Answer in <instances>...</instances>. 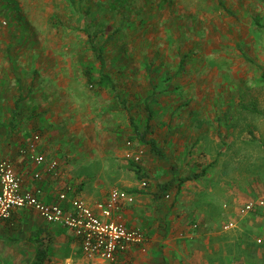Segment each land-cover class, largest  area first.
<instances>
[{
  "label": "rangeland",
  "instance_id": "374dc122",
  "mask_svg": "<svg viewBox=\"0 0 264 264\" xmlns=\"http://www.w3.org/2000/svg\"><path fill=\"white\" fill-rule=\"evenodd\" d=\"M19 8L0 15L13 30L9 41L25 46L28 59L49 61L41 79L54 94L76 102L95 133L98 122L124 125L118 166L128 190L168 204L156 217L152 204L145 210L149 220L136 227L148 239V223L189 201L182 194L192 187L214 193L204 202L222 225L240 218L245 199L264 200V0H24L25 13ZM101 72L112 88L99 86ZM134 123L162 154L138 138ZM197 200L189 206L203 207ZM249 213L243 217L264 229V205ZM140 250L146 255L148 245Z\"/></svg>",
  "mask_w": 264,
  "mask_h": 264
},
{
  "label": "crops",
  "instance_id": "0c3cea01",
  "mask_svg": "<svg viewBox=\"0 0 264 264\" xmlns=\"http://www.w3.org/2000/svg\"><path fill=\"white\" fill-rule=\"evenodd\" d=\"M23 2L0 0V15H5L13 6L17 9L22 6L20 11L25 13ZM6 27L0 35V152L13 161L22 177V189L42 188V198L46 202L57 198L59 191L67 190L68 196L80 195L94 204L105 199L117 187L135 196L133 203L124 205L116 214L127 225L146 224V218H149L144 215H151L145 211L150 209V204L156 207V210L153 209L154 217L158 210L165 214L167 203L152 201L155 194L131 192L128 189L133 185L119 172L122 169L118 165L125 162L126 153L121 140L124 125H118L115 119L110 120L108 125L107 122H98L100 130L95 133L89 122L77 117L76 102L67 100L65 94L60 97L58 91L54 94L48 87V80L41 79L45 72L41 68L49 67V61L26 58L29 56L25 54L28 49L11 43L9 35L13 34V30ZM80 130L90 133L83 137ZM11 131L18 132L20 136L9 138ZM23 131H28V134L21 135ZM35 133L40 134L35 150L22 153L21 150L28 147ZM29 152L44 154L45 161L36 163L28 155ZM52 160L58 162L53 170L49 167ZM35 173H39L40 177H35ZM192 188L182 194L190 203H176L164 220L157 218L154 223H148L152 225V230L151 238L147 240L146 255L133 248L110 264H264V229L258 218L241 215L239 219L231 220L235 223L234 227L224 229L228 222L220 224L214 217L216 210L213 204L210 203L212 207L208 208V203L204 202L205 197L212 199L214 193ZM151 190L157 191V188ZM197 198L202 200L203 207L195 209L189 206L193 201L198 203ZM249 200L245 199L243 203ZM220 209L223 216L228 212ZM230 213L232 209L227 215ZM188 217L197 218L198 222H186ZM193 224L197 227L192 228ZM38 229L43 230L45 241L49 244L50 252L45 264L54 260L60 264L66 252H69L66 259L79 256L78 240L71 230L44 220L32 208H24L14 210L11 217L0 224V264H29L35 253V244L28 238ZM259 234L263 238H258Z\"/></svg>",
  "mask_w": 264,
  "mask_h": 264
},
{
  "label": "built area",
  "instance_id": "2783aa9c",
  "mask_svg": "<svg viewBox=\"0 0 264 264\" xmlns=\"http://www.w3.org/2000/svg\"><path fill=\"white\" fill-rule=\"evenodd\" d=\"M7 25L8 21L5 18L0 19V35ZM39 140L40 134H33L28 147L21 152L26 154L29 149L35 150ZM28 155L36 163L45 161L42 153L29 152ZM139 156L138 152L135 157ZM57 166L56 160L49 164L52 170ZM34 175L40 177L39 173ZM147 184V179L143 178L140 186L145 188ZM134 200V194L115 187L105 199L94 204L80 195L68 196L67 190L59 191L57 198L46 202L42 198V188L22 189V177L10 158L0 159V224L9 219L14 210L32 208L44 220L68 228L78 240L80 254L77 258L65 259V264H110L133 248L144 249L148 240L146 233L141 228L129 226L121 218L116 217L124 205L133 203ZM263 205V199L249 200L238 208V212L245 215ZM234 226V221H230L223 228L229 229ZM195 227L197 224L192 225V228Z\"/></svg>",
  "mask_w": 264,
  "mask_h": 264
},
{
  "label": "trees",
  "instance_id": "16d2710c",
  "mask_svg": "<svg viewBox=\"0 0 264 264\" xmlns=\"http://www.w3.org/2000/svg\"><path fill=\"white\" fill-rule=\"evenodd\" d=\"M98 58L101 61L102 66H104V59H103L102 54H99ZM98 84L100 87H104L107 89L112 88L110 75L108 73L101 72L99 80H98ZM149 112L151 115L152 112L150 110H149ZM150 115H149V117H150ZM133 126H134V130L136 131V134L140 140L149 144L153 151H155L159 154H162V150L159 148L156 141L153 138H147L146 137V130L140 132L137 123H134ZM148 128H149V126H147V129ZM139 170H140V168L137 167V171H139ZM44 237L45 236H43V230L42 229H38V230L34 231L29 236L28 240L30 242H32L33 244H35V253H34L32 260L29 262V264H45V261L48 259L50 249H49V244L47 243V241H45Z\"/></svg>",
  "mask_w": 264,
  "mask_h": 264
}]
</instances>
